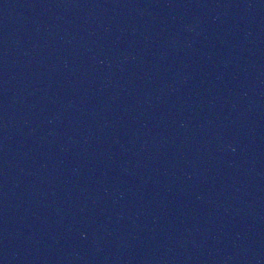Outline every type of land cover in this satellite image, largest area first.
I'll return each mask as SVG.
<instances>
[{
  "label": "water",
  "instance_id": "95a60500",
  "mask_svg": "<svg viewBox=\"0 0 264 264\" xmlns=\"http://www.w3.org/2000/svg\"><path fill=\"white\" fill-rule=\"evenodd\" d=\"M0 264H264V0H0Z\"/></svg>",
  "mask_w": 264,
  "mask_h": 264
}]
</instances>
